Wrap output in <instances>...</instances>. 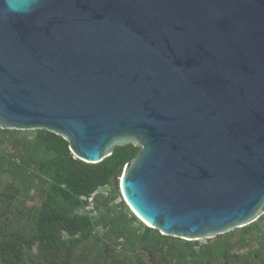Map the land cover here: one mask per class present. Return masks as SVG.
Wrapping results in <instances>:
<instances>
[{"label":"water","instance_id":"1","mask_svg":"<svg viewBox=\"0 0 264 264\" xmlns=\"http://www.w3.org/2000/svg\"><path fill=\"white\" fill-rule=\"evenodd\" d=\"M0 127L92 164L139 147L113 183L163 235L245 227L264 214V0H41L0 20Z\"/></svg>","mask_w":264,"mask_h":264},{"label":"trees","instance_id":"2","mask_svg":"<svg viewBox=\"0 0 264 264\" xmlns=\"http://www.w3.org/2000/svg\"><path fill=\"white\" fill-rule=\"evenodd\" d=\"M139 149L92 164L61 135L0 127V264H264V214L205 242L143 223L113 183Z\"/></svg>","mask_w":264,"mask_h":264},{"label":"clouds","instance_id":"3","mask_svg":"<svg viewBox=\"0 0 264 264\" xmlns=\"http://www.w3.org/2000/svg\"><path fill=\"white\" fill-rule=\"evenodd\" d=\"M41 0H0V20L31 15Z\"/></svg>","mask_w":264,"mask_h":264},{"label":"rangeland","instance_id":"4","mask_svg":"<svg viewBox=\"0 0 264 264\" xmlns=\"http://www.w3.org/2000/svg\"><path fill=\"white\" fill-rule=\"evenodd\" d=\"M23 131H26V130H23ZM29 131V130H28ZM24 133V132H23ZM31 196L33 197V199H31L29 202V204L31 205V204H38L39 203V201H38V199H37V195H36V193L35 192H32V194H31ZM207 240H209V239H201V240H199V241H201V242H205V241H207Z\"/></svg>","mask_w":264,"mask_h":264}]
</instances>
